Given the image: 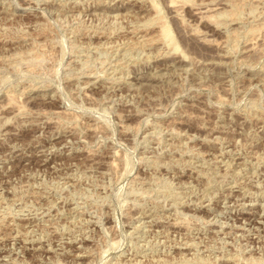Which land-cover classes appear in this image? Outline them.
<instances>
[{
    "label": "rangeland",
    "instance_id": "374dc122",
    "mask_svg": "<svg viewBox=\"0 0 264 264\" xmlns=\"http://www.w3.org/2000/svg\"><path fill=\"white\" fill-rule=\"evenodd\" d=\"M0 264H264V0H0Z\"/></svg>",
    "mask_w": 264,
    "mask_h": 264
},
{
    "label": "bare ground",
    "instance_id": "6f19581e",
    "mask_svg": "<svg viewBox=\"0 0 264 264\" xmlns=\"http://www.w3.org/2000/svg\"><path fill=\"white\" fill-rule=\"evenodd\" d=\"M232 227V226H231Z\"/></svg>",
    "mask_w": 264,
    "mask_h": 264
}]
</instances>
